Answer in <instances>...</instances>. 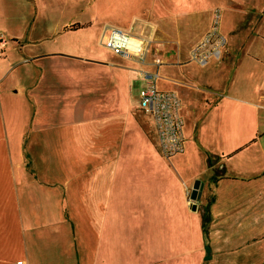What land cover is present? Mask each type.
<instances>
[{
  "label": "crops",
  "instance_id": "0c3cea01",
  "mask_svg": "<svg viewBox=\"0 0 264 264\" xmlns=\"http://www.w3.org/2000/svg\"><path fill=\"white\" fill-rule=\"evenodd\" d=\"M247 2L0 0V264H264V52L230 28L210 80L188 66L212 10ZM106 20L176 70L162 78L174 89L157 85L181 99L178 160L150 143L135 59L66 40Z\"/></svg>",
  "mask_w": 264,
  "mask_h": 264
},
{
  "label": "built area",
  "instance_id": "2783aa9c",
  "mask_svg": "<svg viewBox=\"0 0 264 264\" xmlns=\"http://www.w3.org/2000/svg\"><path fill=\"white\" fill-rule=\"evenodd\" d=\"M221 13L218 7L212 10L209 28L191 47V59L199 66H205L210 59L222 56L227 40L220 31ZM99 42L115 55L133 58L139 65L154 67L152 70H137L138 76L144 80L138 95L139 105L152 118L159 153L167 159L182 154L185 142L181 99L175 91L158 88L160 58L154 56L148 61L146 42L118 26H106ZM259 106L264 107V103ZM17 264L22 263L18 261Z\"/></svg>",
  "mask_w": 264,
  "mask_h": 264
},
{
  "label": "rangeland",
  "instance_id": "374dc122",
  "mask_svg": "<svg viewBox=\"0 0 264 264\" xmlns=\"http://www.w3.org/2000/svg\"><path fill=\"white\" fill-rule=\"evenodd\" d=\"M254 1L255 0H251V2H247V4H249L248 6L241 7L239 9L236 10V12H233L232 9L230 8H223L221 6H216L218 8L221 9L222 11V16H221V22H220V31L221 33H225V34H229L230 32V28H232L233 33L236 34L237 37L240 38H245L246 36H251V38L248 40L247 42V46L248 49H250L252 52L254 53H262L264 52V21L263 24H261L262 26V31H261V27L260 30L257 26V21L260 18V14H261V9L259 8H255L254 6ZM236 20V23H235ZM106 26H118L126 31H128L127 29H125L126 24H116V23H111L110 20H106V21H101L97 24H94L93 26L87 27L81 31H75L72 32L71 34L68 35V38L66 40H68L69 42H71L72 44L75 45V47L81 48L87 52H89L90 54L94 55V56H98L100 58H116L117 62H122L121 58H118V56H114L109 50H107L106 48H104L100 42V34L102 29H104ZM129 33H131L134 36H137L139 38H141L142 40H144L146 42V47L148 44H151L154 39L150 36H138L135 35L133 32L128 31ZM168 32V31H167ZM263 32V33H262ZM239 38V40H240ZM162 40V39H161ZM160 42V41H159ZM161 42L165 43V46H167L171 51L170 53H168V58L167 61L169 64H173V65H178V58L177 56L175 57V51L178 49V43L176 44L175 42H173L172 40H163ZM163 43V44H164ZM258 55H262V54H258ZM110 58V59H112ZM149 58V57H148ZM148 61H150V59H148ZM113 60V59H112ZM166 62V60H165ZM162 63V61H161ZM212 63V62H211ZM211 63L209 62V64L206 67H200L198 64H194V63H189L188 66L190 68H192L193 70L196 71V73H198V75H200L201 77L205 78V80H210L212 78V76L210 75V65ZM169 67H171L170 65H168L167 63L161 64L158 67V72L159 75L161 77V79L159 80V85L163 88H172L174 89L173 85L170 82L165 81L164 78L165 76H174L176 73V70H173L170 74V72L168 71ZM178 67V66H177ZM135 69L136 71L139 69H147V70H152L154 69L153 66H143V65H139L136 64L135 65ZM138 78L136 76V81H131V92L132 95L134 96V103L137 104V92L136 89L138 88V86L141 85V81H137ZM199 95V94H198ZM185 106L187 107L186 109V126L190 128L194 114L190 113V105L192 104L190 102V100H186L183 99ZM140 109V108H139ZM140 111L142 113L145 114L144 111H142L140 109ZM149 119V124L151 127H153V122L152 119L149 118V115H146ZM152 131V130H151ZM149 136L151 138V145L155 146L156 151L158 152L159 156L161 159H165V160H169L167 158H164L158 151V143H157V138L155 135H153L150 131H149ZM171 160H178V156H174L172 158H170Z\"/></svg>",
  "mask_w": 264,
  "mask_h": 264
},
{
  "label": "water",
  "instance_id": "95a60500",
  "mask_svg": "<svg viewBox=\"0 0 264 264\" xmlns=\"http://www.w3.org/2000/svg\"><path fill=\"white\" fill-rule=\"evenodd\" d=\"M202 188V185L196 181L193 185V188L190 191V199L191 200H196L200 197V190Z\"/></svg>",
  "mask_w": 264,
  "mask_h": 264
},
{
  "label": "trees",
  "instance_id": "16d2710c",
  "mask_svg": "<svg viewBox=\"0 0 264 264\" xmlns=\"http://www.w3.org/2000/svg\"><path fill=\"white\" fill-rule=\"evenodd\" d=\"M74 27H75V28H79L80 26H79L78 24H77V25H72L71 28L73 29ZM75 28H74V29H75Z\"/></svg>",
  "mask_w": 264,
  "mask_h": 264
}]
</instances>
